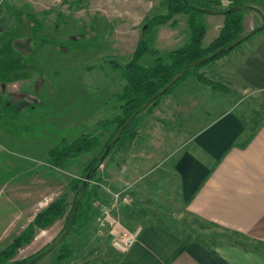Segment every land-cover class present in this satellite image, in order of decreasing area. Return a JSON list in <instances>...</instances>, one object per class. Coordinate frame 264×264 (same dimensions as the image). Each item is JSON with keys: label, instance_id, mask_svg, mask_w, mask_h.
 I'll return each instance as SVG.
<instances>
[{"label": "rangeland", "instance_id": "rangeland-1", "mask_svg": "<svg viewBox=\"0 0 264 264\" xmlns=\"http://www.w3.org/2000/svg\"><path fill=\"white\" fill-rule=\"evenodd\" d=\"M162 1L164 0H0V18L8 4L13 5L15 9H21L25 16L24 21L34 25L33 42L36 43L32 58L36 70L20 62H9L15 69H8L9 73H6L3 67L2 78L25 81L32 78L34 70L43 74V81L45 79L42 86L35 88H38V91L36 102L32 103L33 108L26 107L27 99L18 101L26 95L22 90L18 93L7 91L8 103L6 98H0V200L3 201L0 205V217L5 214L10 218L19 219L20 224H25V228L48 203L57 198H64L66 201L63 214L50 226L37 228L34 238L19 248L12 260L3 264L25 258L30 261L31 256L49 245L62 231L75 197L72 185L83 180L86 164L91 158L99 155L103 143L113 133L116 124L113 123L104 131L97 128L95 134L102 133L101 143L87 153L69 158L60 167L48 164L49 150L59 147L63 139L70 143L84 133L94 132L98 120L113 119L122 114L120 99L117 101L114 94L121 92L125 81L121 78L120 69L114 68L113 64L124 66L132 59L144 18L167 12ZM246 3L248 6L264 9V0H246ZM248 11L253 10L249 9L244 13ZM205 13L199 15L203 22L208 16L221 17L220 13ZM174 20L176 25L172 26ZM208 21L204 24L208 28L207 37H210L213 34V25ZM55 24H59V28L55 27ZM188 37L186 15L177 14L166 24L151 29L148 45L159 50L163 60L168 61L170 51L182 46ZM209 44L203 45L202 40L203 47ZM219 58L207 62L196 71L211 81H218L211 72L209 73L213 71L209 65ZM153 62L154 56L149 53L139 60V64L144 66H150ZM10 65L9 67H12ZM16 72L22 73V76ZM37 77L36 81L39 80ZM196 83L204 84L193 75L180 81L156 106L143 114V119L154 116V110L169 97H179L186 103L193 92L204 100L200 109L201 121L196 117L200 107H196L194 117L189 112L190 115L184 116L183 122L179 121V117L173 118L171 122L174 127L179 126L177 130L184 129L190 133L208 117L217 116L227 109L236 110L249 126L264 119V101L261 96L229 95L230 93L224 94L211 87L212 91L219 93L209 92L208 96L205 92L202 93V90L193 91L192 85ZM23 86H26L24 91L33 93V86H27L26 82ZM30 99L33 100L32 97L28 98ZM139 124L132 139H126L112 150L120 151L131 147ZM109 155L110 153L99 165L97 180L89 182L88 189L97 188L95 194L89 198L92 204L91 217L81 227L70 228L64 239L34 264H108L109 250L113 248V234L109 233L112 227H107L103 229V233H99L96 216L99 215V208L109 200L108 190H121L105 182L103 177L104 171H107L105 164H108ZM126 205L129 203L122 205L120 202L114 212V217L119 222L114 231L120 226L129 229L124 223V217L127 222L135 223L142 221L143 216L147 214L135 205ZM125 207L129 208L126 211L128 217L122 213ZM183 222L178 221V225L181 224L178 226L180 230L192 229L194 239L206 244H214L217 240H233L240 244L258 246V243L248 242L240 235L215 233L214 228L198 221H188L185 223L187 226H184ZM20 224L13 228L14 222L9 219V233H0V236L3 235L0 237V253L23 231L24 228L21 229ZM62 245H65L70 253L58 260Z\"/></svg>", "mask_w": 264, "mask_h": 264}, {"label": "crops", "instance_id": "crops-1", "mask_svg": "<svg viewBox=\"0 0 264 264\" xmlns=\"http://www.w3.org/2000/svg\"><path fill=\"white\" fill-rule=\"evenodd\" d=\"M6 6L0 18V98L8 103L7 91L22 90L26 95L18 101L27 99L26 107L33 108L36 91L45 83L43 74L34 72V25L24 21L21 9ZM258 9L244 13L242 33L262 25L264 9ZM220 16L206 17L213 25V34L207 37L204 24L203 45L218 36L224 19L222 13ZM9 62L34 67L32 78L3 79V67L6 73L15 69ZM210 66L213 71L209 73L230 88L229 95L257 94L264 101V29ZM24 82L33 86V93L24 91ZM201 85H192L193 91L219 93ZM201 98L195 92L186 103L179 97H169L156 107L154 116L141 119L131 147L110 153L103 173L105 182L115 189L125 188L131 199L126 206L135 205L147 214L135 223L124 217L129 229L141 227L138 239L126 253L111 247L108 264H264V119L249 126L236 110L227 109L208 117L190 133L177 130L173 118L183 122L189 112L194 117L196 107H200L196 117L201 121ZM126 208L122 213L128 217ZM9 219L14 222L13 228L21 222L4 214L0 217V233H9ZM178 221H184V226L188 221H198L214 228L215 233L240 235L258 246L233 240L206 244L194 239L192 229L180 230ZM20 226L22 229L25 224Z\"/></svg>", "mask_w": 264, "mask_h": 264}, {"label": "trees", "instance_id": "trees-1", "mask_svg": "<svg viewBox=\"0 0 264 264\" xmlns=\"http://www.w3.org/2000/svg\"><path fill=\"white\" fill-rule=\"evenodd\" d=\"M187 1L189 4H187L184 0L162 1V5L167 8V12L164 14L152 15L151 17L146 16L144 18L132 59L124 66H120L116 63L113 64L114 68L120 69L121 78L125 81L121 92L114 94V97L117 101L120 99L119 102L121 103L119 106L122 114L116 115L113 119L98 120L96 122L94 132L84 133L70 143L63 139L59 147L49 150L48 164L53 167H60L64 161L68 160L69 158L87 153L101 143L100 137L102 133L100 132L95 134L97 128H101V131H104L108 129L113 123L116 124L113 133H111L110 137L103 143L99 155L91 158L86 164L83 180L76 181L72 185V189L75 191V197L69 215L67 216L68 221V218L70 215H72L71 228L75 226L81 227L83 223L91 217L90 212L92 210V204L90 203L91 200H89V198L95 194L97 188L92 187L88 189L89 182L97 180V170L101 163L99 158L103 155L106 147L109 145L117 131L126 123L127 119H129L135 111H139L138 114L128 124H126L119 137L110 145L107 155L111 153L112 149L118 144L123 143L126 139H132L136 134L137 124L141 121V119H143V114L153 106H156L163 96L170 93L180 81L187 78L189 75H193L195 79L201 83L209 85L213 90H220L224 92V94H229V87H226L221 82L209 80L202 73L197 72L196 70H198L207 62L213 61L230 52L234 48L241 45L252 35L264 29V26L262 28H258L251 36L247 37L237 45L229 47L228 44L236 40L242 34L241 24L243 21L244 12L249 9L256 11H259V9L255 6L249 7L246 3V0ZM224 4H226L225 7L218 8L221 5L224 6ZM234 6L240 7L230 10ZM206 10L224 11L221 12L224 16V19L218 36L213 41H211L208 46L203 47L202 40L204 38L206 29L203 21L199 19V15L206 12ZM177 14L186 15V24L189 30V37L182 46L171 50L168 61H164L160 56L159 50L148 45L149 33L153 27L166 24ZM173 22L174 23H171L172 26L176 25L175 20ZM54 26L58 27L59 24H55ZM28 48V46L25 47V49ZM219 49H222L221 53L213 56V53ZM27 52L28 53L25 54H29L30 50ZM146 53L152 54V56H154V62L150 66L139 64L140 58ZM203 58H206V60L203 62H198ZM194 62L196 63L191 65ZM185 68V72L164 93L156 96L165 87L168 81L174 77V75ZM155 96L156 98L149 105L140 109L143 103ZM87 176L88 179H86ZM84 182L85 188L83 195L78 203L77 208L74 210L76 197ZM65 207V199L57 198L48 203V205L43 210L37 212L33 221L27 224L23 231L19 233L12 240V242L1 251L0 264L12 260L16 254V251L34 238L37 228L44 229L50 226L63 214ZM66 224L64 225L60 234L64 231ZM47 246L48 245H46L30 258L32 259L39 255ZM69 253V249L67 250V247L62 245L58 255V260L67 257ZM42 256H40L37 261ZM28 261L29 260L25 258L22 260L13 261L10 264H27Z\"/></svg>", "mask_w": 264, "mask_h": 264}, {"label": "built area", "instance_id": "built-area-1", "mask_svg": "<svg viewBox=\"0 0 264 264\" xmlns=\"http://www.w3.org/2000/svg\"><path fill=\"white\" fill-rule=\"evenodd\" d=\"M108 191L109 200L104 202L105 205L99 208V215L96 216L98 232L103 233V229L112 227L111 230H109V233L113 234L111 241L113 248L120 253H126L138 239L141 227L137 226L130 230L120 226L114 231L115 227L119 225L118 220L114 217V212L117 210L118 204L120 202H122V205L123 203H130L131 199L126 189L118 191L113 189Z\"/></svg>", "mask_w": 264, "mask_h": 264}, {"label": "water", "instance_id": "water-1", "mask_svg": "<svg viewBox=\"0 0 264 264\" xmlns=\"http://www.w3.org/2000/svg\"><path fill=\"white\" fill-rule=\"evenodd\" d=\"M187 4H189V2L187 0H184ZM240 6H234L232 7L230 10H233V9H237L239 8ZM251 7V6H249ZM207 13H212V14H215V13H221V12H224V11H217V10H206ZM264 26V21L262 23V25L260 27H257V28H254L246 33H243L242 35H240L236 40H234L233 42L229 43L228 46L229 47H232V46H235L237 45L238 43H240L241 41H243L244 39H246L247 37L251 36L258 28H262ZM222 51V49H219L217 50L215 53H213V56H216L218 54H220ZM206 58H203L201 60H199L198 62H203L205 61ZM196 62L192 63L191 65H194ZM187 68V67H186ZM185 69H182L181 71H179L176 75H174V77H172L168 83L165 85V87L156 95V96H159L161 95L162 93H164L184 72H185ZM151 98L150 100H148L147 102L143 103L140 107V109L146 107L147 105H149L155 98ZM138 110L135 111L133 113V115H131V117L129 119H127L126 123L117 131V133L114 135V137L112 138L111 142L109 143V145L106 147L105 149V152L103 153V155L99 158V161L102 162V160L104 159V157L107 155L108 151H109V148H110V145L119 137V135L121 134L122 130L124 129V127L126 126V124H128L137 114H138ZM88 179V176L87 178ZM84 188H85V182L82 184L80 190H79V193L76 197V202H75V205H74V210L77 208L78 206V203L83 195V192H84ZM71 223H72V215H70V217L68 218V221H67V224H66V227L64 229V231L58 235L45 249L42 250V252L37 255L36 257L32 258L30 261H28L27 264H34L36 262V260L42 256V255H45L46 253L50 252L53 248H55L63 239L64 237L66 236V234L69 232L70 228H71Z\"/></svg>", "mask_w": 264, "mask_h": 264}]
</instances>
